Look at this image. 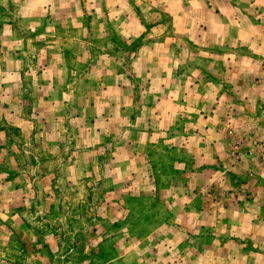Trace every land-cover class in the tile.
I'll return each mask as SVG.
<instances>
[{"label":"rangeland","instance_id":"obj_1","mask_svg":"<svg viewBox=\"0 0 264 264\" xmlns=\"http://www.w3.org/2000/svg\"><path fill=\"white\" fill-rule=\"evenodd\" d=\"M77 6L78 13L49 20L48 31H24V39L32 40L25 43H72L70 66L99 73L81 77L91 92L100 87L96 83L105 87L112 75L124 74L116 83L137 102L135 115L147 103L156 105L155 89L166 81L163 93L177 103L164 100L168 113L163 124L155 118L151 136L176 134L185 142L195 132L190 151L199 154L200 139L209 140L214 159L204 155L196 165L181 156L183 144L175 160L166 142L157 145L162 175L155 184L176 186L180 170L182 181L190 182L178 199L175 190L151 194V170L137 159L134 171L118 174V162L109 158L110 136L100 139V156L82 162L74 153L64 158L57 148L47 157L41 144L29 158L23 145L21 164L11 161L8 170L10 176L21 173L14 180L22 191L0 185V264H226V250L228 264H264V228L255 240L260 248H253L260 253L239 255V244L247 252L254 242L245 236L226 249L224 221L226 202L255 198V190L236 189L240 182L229 181L226 169L260 186L257 197L264 202V0H77ZM236 7L246 15L237 17ZM239 111L248 119L239 120ZM205 112L214 115L210 127L202 122ZM143 127L137 120L136 134ZM67 132L75 137L73 122ZM152 198L162 204L149 206ZM21 200L25 224H16L10 212L20 210L13 205Z\"/></svg>","mask_w":264,"mask_h":264},{"label":"crops","instance_id":"obj_2","mask_svg":"<svg viewBox=\"0 0 264 264\" xmlns=\"http://www.w3.org/2000/svg\"><path fill=\"white\" fill-rule=\"evenodd\" d=\"M256 4H252L254 7L251 9L255 10ZM236 8L238 9H235L237 11L234 10V12H237V17L246 15L242 10L244 8ZM78 12L77 0H0V185L16 193L22 191L14 180L21 173H13V176H10L8 170H10L11 161H18L21 164V158L24 157L23 145L27 147L24 151L31 154L28 155L29 158L32 155L35 157V152L31 151L32 148L41 144L47 146V157L50 154L54 157L53 150L57 148L62 150L64 158L67 157V154L72 156L74 153L77 155V160L82 162L85 160L91 161L93 156H100L99 145L104 147L100 139L110 136L114 140V144L109 158L118 162L120 170H116L118 174H122L121 172L126 170L134 171L137 159L138 163H145L146 167L150 168L154 184L158 182V175H162L160 169L162 162L159 160L160 154H157V150H159L157 145H161L162 142H166L165 146L172 150L169 155L173 158L178 156V151L184 148V144L186 146L185 151L183 150L180 154L185 158H190L194 164L197 165L204 158V155L207 160L214 159L215 152L213 153L212 150L214 144L209 140L200 139L201 149L199 148V150L202 151L201 153L190 151L188 145L196 136L194 135L195 132H192L185 139V142L183 141L184 137H177L176 134L165 137L164 140L162 137L161 140H156L151 136L152 131L149 128L157 122L155 118L163 124L164 115L168 113L167 108L164 110V100L169 101L168 99H170L163 93L166 88V81L165 84L160 83L155 89V92L157 90L156 98L159 99L156 105L147 103L139 111V114H141L135 115L136 108H138L137 102H134L133 97L130 96L129 98L126 93L121 94L120 89L122 88L119 89L116 83L118 77L124 74L112 75V81L105 87L96 83V86L101 88H95L91 92L86 88V84L81 82L83 81L81 77L83 79L92 77L96 79L99 73L94 72L92 74L84 71L80 73V71L74 70L70 66L67 56L72 43H25V40L26 42L32 40L31 37L24 39L22 34L24 31L28 33L38 30L48 31L47 27L51 25L49 20L55 15H69ZM226 15H228L227 11ZM256 22L255 20L254 23ZM240 27L242 32L246 31L244 26L240 25ZM254 42L257 43L256 40ZM85 60L84 57L83 64H85ZM157 76V78L164 79L161 75ZM74 77L77 81L69 82ZM153 78H156L155 74H153ZM76 87L79 90V96L76 99L77 105L72 106L69 102L74 96ZM109 92H113L114 98L109 96L108 99L103 98L100 101L99 97ZM131 95L133 96L134 93ZM124 96L125 100L123 99ZM222 96L225 97L226 93L223 92ZM219 100L221 101V99ZM169 102L177 103L171 99ZM182 104H184L183 101ZM183 107L185 106L183 105ZM213 111L215 110L213 109ZM239 113V120L248 119L245 114H241L240 111ZM169 114L171 115L172 112ZM201 116L202 120L204 118L202 122L210 127L214 115L205 112ZM139 119L146 127V130L143 127L142 132L137 133H143V138H138L136 134L138 131L136 123ZM195 120L197 121V119ZM70 122H73L76 132L73 139L67 132ZM260 123L264 125L263 120ZM13 131H16L17 135ZM85 167L84 164L80 165L82 169ZM163 175L168 178L171 177L165 173ZM175 175L180 177L176 186L172 184L171 188H167L166 185L155 184V186H152L150 183L149 188L152 190L148 186L143 187V189L147 191L148 188L151 194L159 191L175 190L179 199L182 193L189 191L187 183L190 182L182 181L181 177L185 178L182 170ZM249 175V172L246 173V177H249ZM226 177L229 178V181H232V179L235 182L239 181L238 185L240 187L236 186V189L241 192L255 190L254 199L239 202L236 200L234 203L226 202V220H224L226 222V249L229 248L231 241H239L248 236L254 242L252 247L247 248L246 252V249H243V244H239L240 252L238 253L239 255L257 254V249L253 248H260V245L256 244L255 240L258 238V232H261L258 230L264 228V202L259 201L257 197L260 186L251 185L250 181L242 182L237 177L233 178L227 169ZM152 200L149 206L154 207L159 202L161 203L156 198H152ZM191 202L193 205L196 204L195 201ZM180 203L183 205V202ZM178 204H175V206L180 208ZM186 205H188V202ZM13 206L15 208L21 207L20 210L15 209L14 214L13 211H8L10 216L14 218V223L25 224L22 218L24 214L22 208L26 207V203L22 200L16 201ZM213 214L212 216H214ZM182 215H186V212H183ZM242 249L243 251H241ZM230 254L226 250V264L231 260ZM227 259L230 260L227 262Z\"/></svg>","mask_w":264,"mask_h":264}]
</instances>
